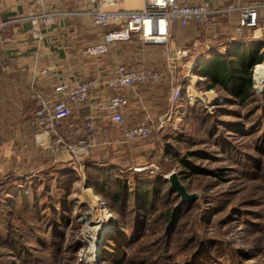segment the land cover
Returning a JSON list of instances; mask_svg holds the SVG:
<instances>
[{"label":"trees","instance_id":"16d2710c","mask_svg":"<svg viewBox=\"0 0 264 264\" xmlns=\"http://www.w3.org/2000/svg\"><path fill=\"white\" fill-rule=\"evenodd\" d=\"M262 46V42L253 43L241 36L222 48L203 53L196 71L204 78L199 85L218 92L226 106L219 108L215 115L190 107L184 120L196 125V130L186 128L178 132L173 129L172 133L162 134L163 156L177 165L178 176L188 192L202 191L201 199L181 200L170 181L152 167H146L147 164H141L146 167L142 171L129 168L125 163L129 152L115 161L112 157L115 152H106L107 148L100 147L104 141L91 150L83 162L84 170L124 231L123 242L107 244L100 264H180L179 261H183L182 264H222L219 252L223 243L216 235L234 225H241L240 231L246 233H260L259 240L264 241V222L259 224L254 220L264 219V216H257L256 210H252L262 207L264 202L250 194L252 189L247 195L233 192L232 195H239L236 200L230 197L231 190L225 189L219 197L209 194L223 186L231 189L236 180L253 182L252 179L264 177L261 173H250L253 168L263 171L264 97L258 96L253 80L254 67L264 62ZM170 138L174 142H169ZM246 147L251 150L246 151ZM153 154L154 151L146 150L141 156ZM230 162L234 164L228 165ZM75 173L71 163L53 164L48 171L33 177L29 172L25 176L12 173L1 180L0 251L3 252L0 264H44L39 257L44 251L56 252L54 260L65 250L76 252L77 242L67 234L72 220L67 214L73 215L78 209L71 198ZM220 201L223 202L218 205ZM243 202L249 205L240 206ZM48 210L52 215L47 214ZM196 210L199 217L195 231L186 219ZM217 213L225 215L222 221L206 220ZM243 222L252 228L243 226ZM23 225L33 227L30 239H24ZM183 228L187 230L182 233ZM38 230L51 238L47 239L48 236ZM30 240L36 245L29 244ZM218 246L220 250H216ZM253 251L259 253L263 246L250 249Z\"/></svg>","mask_w":264,"mask_h":264},{"label":"rangeland","instance_id":"374dc122","mask_svg":"<svg viewBox=\"0 0 264 264\" xmlns=\"http://www.w3.org/2000/svg\"><path fill=\"white\" fill-rule=\"evenodd\" d=\"M228 27L229 30L223 34H220L219 31L216 32L214 27L209 29L193 27L189 30L182 29L178 33H173L172 31L167 46L176 50H182L186 53L184 56L175 58V64L173 66L175 68L172 74L165 65L164 55L167 48L165 46L151 45L158 46V51L155 54H160V56L148 55L140 60V62L139 60H133L134 63H137V66L139 65V67H135L134 69L141 67L155 68L163 74V80L159 84L141 87L139 89L140 92L138 90L139 94L137 96L133 94V96L130 97V113L129 117H126L127 125L130 127L136 125L138 122L148 121L150 126L154 128V134L148 140L128 143L126 142L124 135L118 130H115L118 129L117 126L110 122L109 128L112 130L114 129V136L108 140V143H105L100 147L103 149L107 148L105 149L106 152L110 150L115 152L116 155L112 156L113 160L118 161L120 158L125 157V152H129L127 154V161L125 162L129 168H134L136 171H142L149 166L168 180L171 174L176 173L178 175L177 165L173 163L169 157H164L161 151L164 145L162 134L168 131L172 133L173 129L178 130V132H182L183 130H186V128H193V130H196V125H189L184 120L186 114H189L190 107L196 108L200 113L215 115L219 108L226 106L225 99L218 92H210L209 90H206L203 85H199L196 71L203 53L214 48H222L228 41L240 37L237 35V26L229 25ZM259 29H262L260 33L262 38H259L258 42H262V53L264 54V29ZM234 36L235 38H233ZM194 62L197 63V66H193ZM13 66L14 65L6 57H3V55L0 54V67L10 68ZM255 71L258 73L256 77L259 75L262 77V81L259 84L254 80ZM253 80L258 96L263 98L264 62L254 67ZM174 82L175 85L181 87V96L176 103L170 101V98L172 97V85ZM6 84L10 87L8 93L10 99L4 97L7 95V92L5 91ZM17 88L18 90H16ZM0 90V94L2 95L1 98H5L2 104L0 103V182L3 179L5 180L12 173L17 174L20 169L22 172H27L26 170L28 167L33 168L30 170L35 175L39 172L48 171L51 165L57 164L55 163L56 157L51 155L48 151L37 150L35 148V143L33 145L31 137L32 129L40 124V121H37L34 117L36 105L31 101L30 97L29 101L25 102L27 107L22 108L18 105L15 96L16 92L20 90H23L27 97H29L30 94H33L31 81L28 80L24 74H0ZM191 95L193 96L192 100L190 98ZM25 110L28 111L27 114L22 112ZM193 133L196 132L194 131ZM2 135L5 137H2ZM201 135L202 137L205 136L204 133H201ZM69 141L72 146L75 144L74 139L70 138ZM102 141L104 140L97 139V145L95 146H99ZM235 141L240 144L239 140ZM169 142H174V139L170 138ZM94 147H88L85 151L75 147L78 149L77 153L73 154L68 152L70 155L66 150L58 148L59 150H63L59 151L58 158L67 161L64 165L71 163L72 167L76 170L71 198L74 200L78 209L73 215L70 213L67 214L72 218L70 221L71 228L70 230L67 229V234L69 239L71 238L72 241L75 240L77 242L78 248L76 252H70L67 250L61 252L55 260L53 254H56V252L52 249L44 251L39 254V257L43 259L44 264H100L101 259L103 258V252L108 243L113 241L119 243L123 242L122 238L124 231L117 223L116 215L110 210L106 199L101 197L94 190L84 170L83 162L89 157L90 152ZM53 150H56V148ZM146 150L148 152L154 151V154L141 156V153ZM249 150H251V148L246 147V151ZM63 155L65 158H62L64 157ZM261 160H263V171H258V169L253 168L250 173L253 172V174H255L257 172L258 174L261 173L264 175V156H262ZM16 161L19 162L17 165L19 167H17V170L15 171ZM231 163L233 162L228 163V165L232 166ZM141 164L147 165L146 167H141ZM235 166L237 165L235 164ZM30 170H28L29 173L31 172ZM245 172L247 173L249 170L247 169ZM43 180L45 179H42V181ZM252 180L253 182L244 179L236 180L235 182L233 181L231 189H227V186H223L220 189L209 192V194L217 195L219 197L223 195L225 189L231 190L230 197L232 196V200H236L239 198V195H232L233 192L247 195L249 194L248 192L250 189H252V193L250 194L252 196H257L260 198L259 200L264 202V177L263 179L256 178ZM44 182H47V180ZM184 187L186 188L185 185ZM219 190L222 191V193H220ZM23 191L26 194L25 186H23ZM50 194H53V192ZM188 194L195 195L194 199H201L203 196L201 190L188 192ZM194 199L185 200L181 197V200L186 202H190ZM222 202L223 201H220L218 205ZM243 203L244 204H241L240 206L244 207L245 205H249L245 204V202ZM252 210H256L255 213L259 214L257 216H264V205L262 207L252 208ZM46 212L49 214V210ZM66 212L63 214H66ZM224 216L225 215L222 213H217V215L206 220L209 221L210 219L213 220L215 218V221L218 219L222 221ZM198 217L199 213H197L196 210L195 214H192L191 217L189 216L186 219V221L193 225V230L195 231L197 230L196 222ZM254 220L259 224L264 222V219ZM32 223L34 224L33 221ZM192 225L188 227V229L192 228ZM243 226L252 228V226L245 222H243ZM23 228L25 230L24 232L22 231V233L26 235L24 239L26 240L27 237L30 239V232H32L33 227L23 225ZM240 228L241 225H234L233 227L223 229L222 233L216 235V237L220 238L223 243L222 249L220 246L216 247V250L221 249L219 255L223 257L222 264H264V241L259 240L260 233H246V231H240ZM186 230L183 228L182 233ZM27 231H29V236L26 234ZM225 231L230 232L225 233ZM37 232L41 233V235L48 236L45 232H40V230ZM151 233L153 235V232ZM152 235L148 234L150 237ZM49 238H51L50 235L47 239ZM100 238H102L101 241H99ZM28 242L31 245H36L33 240ZM68 243H70V241H68ZM88 244H93V248H87L89 246ZM258 246H263V251L259 253L257 251L250 252V249ZM63 247L65 248L66 244ZM134 250L135 248L133 251ZM2 252L3 251H0V254ZM179 262H181L180 264L183 263V261Z\"/></svg>","mask_w":264,"mask_h":264},{"label":"built area","instance_id":"2783aa9c","mask_svg":"<svg viewBox=\"0 0 264 264\" xmlns=\"http://www.w3.org/2000/svg\"><path fill=\"white\" fill-rule=\"evenodd\" d=\"M97 8L88 10L86 14L93 24L105 29L100 41L81 50L80 55L85 59H99L110 54L115 43H129L138 40L145 45L165 46L164 61L171 74L174 72L176 57L186 55L182 50L168 47L173 28L176 24L181 29H188L192 25L197 28L209 29L216 18L237 12L239 21L236 28L237 35L243 36L245 30L264 29V18L260 11L264 6L255 5L247 7H221L213 9L209 2L188 5L178 0H144V6L139 10H119L108 6H114L113 0L107 4H100L99 0H92ZM55 14H42L30 18L38 43L43 41L42 31L50 26ZM5 23H0V31ZM197 63L194 62L193 66ZM55 70L49 66L42 70V74L49 75ZM37 69L31 78V89L34 99L38 104L36 116L40 120V126L35 133V148L37 150L51 151L54 148L64 149L76 154L77 150L87 149L97 145V133L103 136L104 143L111 139V130L105 125L101 128L94 121L88 119L81 124L71 121L73 107L88 102L96 90L113 91L109 98L107 110L110 122L115 124L122 132L126 142L135 143L145 141L154 134V128L148 121L134 126H128L125 111L130 105V95H138V90L144 86L159 84L163 80L161 71L155 68L141 67L129 68L125 64H117L109 70L105 79L97 77L75 81L73 84L59 83L55 86L56 95L46 99L37 88ZM198 81L204 78L198 76ZM212 92V91H210ZM181 96V87L172 85L171 102L176 103ZM191 100L193 96H190ZM67 129V136L64 135ZM74 139L72 146L69 139ZM78 149H76V148Z\"/></svg>","mask_w":264,"mask_h":264},{"label":"crops","instance_id":"0c3cea01","mask_svg":"<svg viewBox=\"0 0 264 264\" xmlns=\"http://www.w3.org/2000/svg\"><path fill=\"white\" fill-rule=\"evenodd\" d=\"M108 1L99 0L100 4H107ZM113 1L115 5L108 6L109 8L139 10L144 6V0ZM178 2L188 5L209 2L213 9L264 6V0H178ZM94 8H97V5L93 4L92 0H0V23H5V26L0 31V54L14 65L10 68L0 67V74H24L31 81L33 72L37 69V88L46 99H51L56 95L55 86L59 83L73 84L75 81L93 77L105 79L109 70L117 64H125L129 68L134 69L139 67V65L137 66V63H134L133 60H139L140 62L148 55H158L155 54L158 51V46L145 45L138 40H133L129 43H115L110 54L105 57L99 59L83 58L80 55L81 50L98 43L105 33V29L93 24L91 19L86 14H83ZM42 14H55V16L52 24L43 29V41L39 44L30 18ZM260 14L264 18V8L261 9ZM238 21L239 14L237 12L221 15L216 18L212 27H214L216 32L219 31L220 34H223L229 30V25L237 26ZM193 27L196 26L192 25L188 30ZM180 30L182 29L177 25V28H173V33H178ZM261 31L262 29H247L244 37L249 38L250 41L258 42L259 38H262ZM49 66H54L55 70L49 75L42 74V70ZM6 85L5 91L7 95L4 97L10 99L8 95L10 87L8 84ZM113 94V91L96 90L88 102L73 107L71 121L81 124L88 119H94L100 130L105 125L109 127L110 115L107 110V104ZM129 95L130 97L133 96L131 93ZM15 96L18 105L22 108L27 107L25 102L29 101L31 97V101L35 103L37 111L38 104L33 94L27 97L23 90H20L16 92ZM1 97L2 95L0 94ZM4 99H0L1 104ZM36 111L34 112V117L37 121H40L36 116ZM22 112L28 113L27 110ZM129 113L130 106L126 109L125 116L129 117ZM139 123L141 122L136 124ZM39 126L40 124L31 131L33 145L35 143V133ZM110 130L112 138L115 131L114 129ZM115 130L122 134L119 129ZM67 131V129H64V135L66 136L68 134ZM2 137L5 136L2 135ZM97 137L103 139L100 132L97 133ZM59 151L63 150L56 149L48 152L56 157L55 163L64 165L67 161L58 158ZM62 158H65V156ZM18 163L16 161L15 171L19 167L17 166ZM30 169L32 170L33 168L28 167L27 172H22L20 169L16 175L25 176ZM30 176L33 177L35 174L31 171Z\"/></svg>","mask_w":264,"mask_h":264},{"label":"water","instance_id":"95a60500","mask_svg":"<svg viewBox=\"0 0 264 264\" xmlns=\"http://www.w3.org/2000/svg\"><path fill=\"white\" fill-rule=\"evenodd\" d=\"M169 180L171 182V186L173 187V189L178 192V194L182 197V199L191 200L195 198V195L188 194L186 188L181 183L176 173L171 174L169 176Z\"/></svg>","mask_w":264,"mask_h":264},{"label":"bare ground","instance_id":"6f19581e","mask_svg":"<svg viewBox=\"0 0 264 264\" xmlns=\"http://www.w3.org/2000/svg\"><path fill=\"white\" fill-rule=\"evenodd\" d=\"M258 73L255 71V77H254V80H255V82H258V84L262 81L261 80V76L259 75V76H257L256 77V75H257ZM102 240V238H100L99 239V241H101ZM96 243V242H95ZM89 246L87 247V248H89V249H91V248H93V244H88ZM87 263V262H86Z\"/></svg>","mask_w":264,"mask_h":264}]
</instances>
